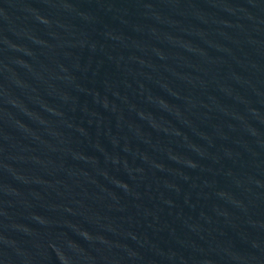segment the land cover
Returning a JSON list of instances; mask_svg holds the SVG:
<instances>
[{
  "label": "water",
  "instance_id": "95a60500",
  "mask_svg": "<svg viewBox=\"0 0 264 264\" xmlns=\"http://www.w3.org/2000/svg\"><path fill=\"white\" fill-rule=\"evenodd\" d=\"M264 166V0H62Z\"/></svg>",
  "mask_w": 264,
  "mask_h": 264
}]
</instances>
